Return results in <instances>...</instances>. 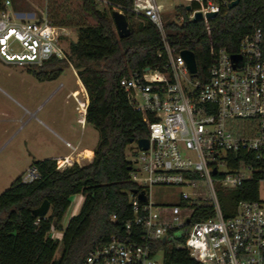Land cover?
<instances>
[{
    "label": "built area",
    "instance_id": "obj_1",
    "mask_svg": "<svg viewBox=\"0 0 264 264\" xmlns=\"http://www.w3.org/2000/svg\"><path fill=\"white\" fill-rule=\"evenodd\" d=\"M94 1L154 25L161 41L156 57L162 62L119 79L129 105L148 129L147 149L134 141L137 154L130 173L146 198L138 199L139 190L128 193L131 216L122 230L90 250L82 264H264V199L258 195L264 187L262 20L241 36L236 52L218 48L204 73L198 68L190 73L181 55L187 49L170 44L165 24L194 21L197 12L200 20L212 19L206 14L216 17L233 0H178L175 5L168 0ZM9 4L5 0L0 9V62L32 67L57 58L70 64L68 29L45 16H19ZM169 10L178 18L164 20ZM84 94V101L75 97L81 126V109L88 103ZM71 159H59L58 168L72 165ZM21 177L29 183L38 173L29 167ZM253 184L256 199L237 201L225 217L219 192ZM152 186L185 191L180 203L165 206L150 199ZM195 214L203 217L195 219Z\"/></svg>",
    "mask_w": 264,
    "mask_h": 264
},
{
    "label": "trees",
    "instance_id": "obj_2",
    "mask_svg": "<svg viewBox=\"0 0 264 264\" xmlns=\"http://www.w3.org/2000/svg\"><path fill=\"white\" fill-rule=\"evenodd\" d=\"M4 1L0 0V9ZM111 12L110 7L99 10L94 0H46L49 23L77 28V38L68 48L88 97L85 122L97 130L98 139L90 162L60 169L59 159L33 160L29 167L38 178L25 183L19 175L0 193V264H82L90 250L121 231L131 216L128 193L142 188L130 178L132 163L125 148L131 140L147 138L148 129L142 115L129 105L119 79L160 64L156 51L161 41L154 25L128 11L131 34L119 38ZM263 13L264 0H239L212 19L167 22L165 28L170 44L192 51L199 73H204L218 48L237 51L241 36L262 20ZM66 65L64 59L50 58L27 71L40 81L53 80ZM75 194L83 196L79 212L68 220L61 238L55 239L51 230L59 228ZM256 197L254 184L219 192L225 217L237 201ZM45 199L50 205L47 215L35 216L32 211Z\"/></svg>",
    "mask_w": 264,
    "mask_h": 264
},
{
    "label": "rangeland",
    "instance_id": "obj_3",
    "mask_svg": "<svg viewBox=\"0 0 264 264\" xmlns=\"http://www.w3.org/2000/svg\"><path fill=\"white\" fill-rule=\"evenodd\" d=\"M167 2L175 5L179 1L168 0ZM27 3L21 2L17 5L22 10H26L30 5ZM37 5L39 6H33L30 9L36 12L37 17L41 14L46 16V0H38ZM8 8L10 11L13 10L11 5ZM97 8L108 9L100 4H97ZM178 16L174 10L163 13L164 20L178 18ZM59 26L70 31L66 41L70 64L67 63L57 79L42 83L27 71L31 67L0 62V193L7 189L16 177L23 175L33 160L41 159L53 152L67 154L70 151V148L57 140L42 122L72 144L76 143V136L82 131L84 145L91 149H94L96 145L97 130L85 120L82 130L78 122V104L75 97L84 101L85 90L78 81L68 48L69 43L77 38V28L74 25ZM60 86L62 87L58 90ZM75 91H78L77 95H74ZM67 92L71 94L69 97H66ZM136 154L137 146L134 142L126 146L125 156L128 161L131 162ZM181 191L185 190L174 186H152L147 193L156 204L169 206L180 203ZM258 195L264 199V187L259 190ZM73 205L75 201H72L59 228L51 230V237L61 238L62 231L68 222L66 219L73 211ZM59 255L60 247L55 257Z\"/></svg>",
    "mask_w": 264,
    "mask_h": 264
},
{
    "label": "crops",
    "instance_id": "obj_4",
    "mask_svg": "<svg viewBox=\"0 0 264 264\" xmlns=\"http://www.w3.org/2000/svg\"><path fill=\"white\" fill-rule=\"evenodd\" d=\"M10 1V4H9V6L11 5L12 7H13V12L14 13H16V14H18L19 16H22V17H25V18H27V19H29V20H31V19H34V18H37V16H36V12H34L32 9H30L31 7H33V6H39V5H37V3H38V0H9ZM27 3V5H29L28 6V8H26V10H22L21 8H20V6H18L17 4L18 3ZM2 7H3V4H2ZM40 16H42V14L40 15ZM46 17V16H45ZM37 79V78H36ZM55 79H57V78H55ZM55 79H53V80H55ZM38 80V79H37ZM39 82H42V83H44V82H46V81H51V80H42V81H40V80H38ZM78 81L80 82V80L78 79ZM81 83V82H80ZM62 86H60L59 88H58V90L61 88ZM69 92V91H68ZM67 92V94H66V97H69L71 94H69ZM48 119H49V117H48ZM50 120H51V118H50ZM42 124L43 125H45V127L47 128V129H49L51 132H52V134L54 135V137L57 139V140H59L61 143H63L64 144V146H66V144H65V141H67L65 138H63L62 137V135L60 134V133H58L57 131H55L54 129H52L50 126H48L47 124H45V123H43L42 122ZM67 126V125H66ZM81 128H82V130H83V127L81 126ZM76 139H77V141H76V143L75 144H72L71 143V145H72V148L71 147H69L70 148V151L67 153V154H59V153H56V152H53V153H50V154H48L47 156H44L43 158H41V159H62V158H64L65 156H69L70 155V157H72V159H71V161L72 162H76L77 164H79V165H82V164H85V163H88V162H90L91 160H92V158H93V149H91V148H89V147H87V146H85L84 144V140H83V135H82V131L80 132V134L78 135V136H76ZM69 142V141H68ZM66 147H68V146H66ZM87 150H90L91 152H92V155H90V156H86L85 155V151H87ZM41 159H37V160H41ZM31 164V163H30ZM29 164V165H30ZM72 201H75V205H73V211L71 212V214H69V216L67 217V219H66V222H67V220H69L73 215H75V213H77L78 211H79V209H80V207H81V205H82V202H83V196L81 195V194H75V195H73L72 197H71V202H70V205L68 206V208H67V210L70 208V206H71V203H72ZM67 210L65 211V213H64V215H63V217L65 216V214H66V212H67ZM62 217V218H63Z\"/></svg>",
    "mask_w": 264,
    "mask_h": 264
},
{
    "label": "water",
    "instance_id": "obj_5",
    "mask_svg": "<svg viewBox=\"0 0 264 264\" xmlns=\"http://www.w3.org/2000/svg\"><path fill=\"white\" fill-rule=\"evenodd\" d=\"M239 2V0H233L231 1L229 4H228V8H231L235 5H237ZM186 9L188 10L189 9V6H186ZM215 13H207L206 14V17L208 18H213L215 17ZM111 17H112V20H113V23H114V27H115V31L118 35L119 38H126L128 37L130 34H131V27L129 25V22L126 18V16L123 14V13H120L116 10H112L111 12ZM202 19V14L200 12H197L195 13V16L193 18L194 21H197V20H200ZM262 22H263V25H264V13H263V16H262ZM181 55L183 56L184 60H185V63L188 67V70L190 73H195L196 70H197V67H196V61H195V56H194V53L190 50H183L181 51ZM231 58L234 59V60H237L238 59V56L237 55H231ZM133 142V140H131V143ZM138 146L140 148H143V149H147L148 148V139L147 138H140V139H137L136 140ZM133 193H136L137 190H133L132 191ZM145 194H144V191H140L138 193V199L144 201L145 200ZM49 202L48 200H43V202L41 203V205L39 207H37L36 209H34L32 211V213L35 215V216H38V217H44L47 215L48 211H49Z\"/></svg>",
    "mask_w": 264,
    "mask_h": 264
},
{
    "label": "bare ground",
    "instance_id": "obj_6",
    "mask_svg": "<svg viewBox=\"0 0 264 264\" xmlns=\"http://www.w3.org/2000/svg\"><path fill=\"white\" fill-rule=\"evenodd\" d=\"M77 94H78V91H75L74 95H77ZM84 113H85L84 109H81V116L84 115ZM85 155L90 156V155H92V152L90 150H87V151H85Z\"/></svg>",
    "mask_w": 264,
    "mask_h": 264
}]
</instances>
